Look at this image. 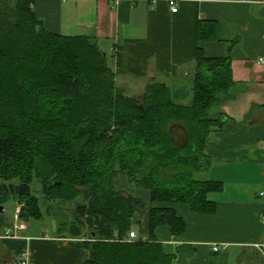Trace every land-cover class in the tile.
Returning <instances> with one entry per match:
<instances>
[{"label": "trees", "instance_id": "16d2710c", "mask_svg": "<svg viewBox=\"0 0 264 264\" xmlns=\"http://www.w3.org/2000/svg\"><path fill=\"white\" fill-rule=\"evenodd\" d=\"M204 30L201 25L199 41L208 40ZM116 78L94 38L50 32L35 0H0V207L27 201L19 218L28 223L40 217L33 182L58 208L84 201L80 189L87 188L109 229H93L84 242L91 253L86 264H175L176 254L166 253L156 232L161 226L177 236L186 230L169 205L201 215L216 211L210 195L222 186L197 175L212 163L207 140L233 124L224 113L213 114L233 85L230 60L207 58L198 48L189 105L175 103L171 88L155 79L141 98L128 96ZM175 123L189 134L181 149L169 132ZM120 175L149 190L156 205L146 240H123L147 204L116 190ZM79 204L84 217L86 206ZM7 226L0 213V233Z\"/></svg>", "mask_w": 264, "mask_h": 264}, {"label": "crops", "instance_id": "0c3cea01", "mask_svg": "<svg viewBox=\"0 0 264 264\" xmlns=\"http://www.w3.org/2000/svg\"><path fill=\"white\" fill-rule=\"evenodd\" d=\"M175 1L177 13L169 0H120L119 5L116 0H35V12L50 32L94 38L116 72L118 86L135 97L143 96L155 79L171 88L175 103L189 105L198 48L210 59L229 58L233 85L216 112L233 124L207 140L205 154L212 163L198 174L199 180L222 186L210 195L216 211L201 215L187 205H169L184 218L186 230L177 236L161 226L156 235L167 254H176L175 264H261L264 254L257 245L264 244V64L259 61L264 59V0ZM201 25L206 41L198 38ZM114 185L147 204L135 213L131 230L146 240L150 209L156 206L150 191L131 186L124 175ZM80 191L84 201L66 205L71 224L54 235L30 232L29 226L7 236L12 227H5L0 264H86L91 253L84 242L91 240L93 229L107 232L109 226L95 213L89 190ZM79 203L86 206L84 217ZM63 207L57 206V214L66 211Z\"/></svg>", "mask_w": 264, "mask_h": 264}, {"label": "rangeland", "instance_id": "374dc122", "mask_svg": "<svg viewBox=\"0 0 264 264\" xmlns=\"http://www.w3.org/2000/svg\"><path fill=\"white\" fill-rule=\"evenodd\" d=\"M126 93L128 96L135 97V92L132 90H129L126 88ZM140 94L143 93V91L138 92ZM142 96H140L141 98ZM216 109L213 111V114H215ZM217 113V112H216ZM202 178L197 175V179ZM33 194L32 198L36 201L35 203V212H39L40 217L37 219L32 218L28 223L25 221H22L21 218L18 217L20 210L22 207H24L27 204V201L22 200L21 202L18 200V202L11 201L4 207L3 216L5 218V221L12 225L11 227L14 228L15 225L21 226L22 224L25 225L26 229L23 230H14L13 233L18 234V232L21 231H27L29 226L31 227L30 232L33 231H42L44 233H48L51 235H54L58 229L60 228H67L71 222H70V214L68 212L69 206H64L63 208L66 209V211L59 212L57 214V203H47L44 201L42 193H41V186L37 182H33L32 184ZM27 200V199H26ZM27 206V205H26ZM26 208V207H25ZM41 213L43 214L41 216ZM58 215V216H57ZM261 264H264L262 262Z\"/></svg>", "mask_w": 264, "mask_h": 264}, {"label": "built area", "instance_id": "2783aa9c", "mask_svg": "<svg viewBox=\"0 0 264 264\" xmlns=\"http://www.w3.org/2000/svg\"><path fill=\"white\" fill-rule=\"evenodd\" d=\"M116 5H119L120 4V0H116L115 2ZM169 5L171 7V10L173 13H177L178 12V7H177V2L175 0H169ZM261 64H264V59H261L259 61ZM261 147L264 149V142L261 144ZM260 196L262 198H264V192H261L260 193ZM19 217V215H18ZM261 224L264 226V214L261 216ZM13 229L16 231V230H23V229H26L25 228V225H21V226H17L15 225L14 228L10 229L7 231V236L10 235V233L13 231ZM16 233V232H15ZM16 235V234H15ZM138 239V236L136 235V233L134 232H130L125 238H123V240L126 242V241H133V240H136ZM257 248L264 254V244H261V245H257ZM218 246H215L214 247V251H218ZM25 264V263H24Z\"/></svg>", "mask_w": 264, "mask_h": 264}, {"label": "water", "instance_id": "95a60500", "mask_svg": "<svg viewBox=\"0 0 264 264\" xmlns=\"http://www.w3.org/2000/svg\"><path fill=\"white\" fill-rule=\"evenodd\" d=\"M169 132L175 148L181 149L187 145L189 141V134L184 125L180 123L172 124L169 127ZM3 212H4V207L1 206L0 213Z\"/></svg>", "mask_w": 264, "mask_h": 264}]
</instances>
